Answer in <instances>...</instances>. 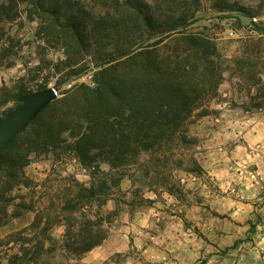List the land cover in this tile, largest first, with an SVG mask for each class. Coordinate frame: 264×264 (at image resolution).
<instances>
[{
    "label": "trees",
    "instance_id": "16d2710c",
    "mask_svg": "<svg viewBox=\"0 0 264 264\" xmlns=\"http://www.w3.org/2000/svg\"><path fill=\"white\" fill-rule=\"evenodd\" d=\"M110 1H93L105 13L93 17L91 26L81 19L90 16L87 11L71 0H47V7L46 0H0V21H15L25 3L28 17L36 15L40 21V33L61 29L67 79L89 69L90 51L95 47L98 55L105 50L106 43L119 35L118 26L149 31L136 43L125 42L114 53L97 56L92 64L97 70L95 87L77 84L62 92L22 138L14 137L0 153V227L22 212L35 213L27 228L0 239V247H7L6 259L0 251V264H56L57 257L79 259L100 245L106 238L104 219L91 212L92 206L104 205L130 171L140 173L137 180L131 176L133 185L174 194L178 186L172 172L161 169L168 171L170 161L180 166L183 159L166 144L190 140L186 126L192 118L209 113L225 70L236 75L239 85L255 91L257 96H246L245 106L264 108V72L255 71L258 63L264 68L258 47L252 48L248 61L237 56L231 60L234 66L226 67L214 42L184 31L196 13L187 0ZM90 31H102L107 39L93 37L88 42ZM168 39L173 42L169 52L163 51ZM49 153L55 162L63 156L73 158L91 180L83 184L71 179L68 188L56 195V204L49 202L47 210H36L31 195L26 202V195L14 192L32 183L24 173L31 158ZM141 154L149 158L148 165H140ZM102 164L107 172L101 171ZM56 223L65 227L60 240L49 234Z\"/></svg>",
    "mask_w": 264,
    "mask_h": 264
},
{
    "label": "rangeland",
    "instance_id": "374dc122",
    "mask_svg": "<svg viewBox=\"0 0 264 264\" xmlns=\"http://www.w3.org/2000/svg\"><path fill=\"white\" fill-rule=\"evenodd\" d=\"M71 1L90 15L81 16L84 24L92 26L93 17L105 13L101 5L93 4L99 0ZM132 1L151 4L153 0ZM187 2L196 13L184 31L202 34L214 42L226 67H233L231 60L237 56L252 57L251 50L257 47L264 54V0ZM26 10L23 3L15 21H0V120L21 105L22 96L56 88L59 98L77 84L95 87L97 70L92 64L97 56L114 53L125 42L136 43L141 35L149 34L143 27L118 26L114 42L108 41L98 55L95 47L90 51L89 69L67 79L64 34L59 28L40 33L39 19L36 15L29 18ZM236 14L256 22L246 25ZM87 36L88 42L93 37L107 39L102 31H90ZM166 45L163 51L169 52L173 42L168 39ZM260 67L263 65L258 63L255 71L264 72ZM239 83L231 70H225L216 97L208 105L209 113L187 124L185 133L190 140L166 144L183 159L180 166L170 161L168 171L161 169L172 172L178 186L174 194L133 185L131 176L137 180L140 173L130 171L111 190L104 205L92 206L91 212H99L104 219L105 240L79 259L57 257L56 264H264V108L245 106L246 96L257 95ZM24 131L17 136H23ZM148 159L141 154L140 165H148ZM56 161L50 153L32 157L24 168L32 183L14 192L26 195V202L31 195L36 210H47L49 202L56 204V195L68 188L71 179L83 184L91 180L73 158L63 156ZM107 170L102 164L101 171ZM34 219V212H22L0 227V239L27 228ZM64 230V225L56 223L49 234L60 240ZM5 248L0 247L3 257Z\"/></svg>",
    "mask_w": 264,
    "mask_h": 264
},
{
    "label": "water",
    "instance_id": "95a60500",
    "mask_svg": "<svg viewBox=\"0 0 264 264\" xmlns=\"http://www.w3.org/2000/svg\"><path fill=\"white\" fill-rule=\"evenodd\" d=\"M244 24L250 18L244 14H236ZM58 89L49 88L41 92L20 97L21 105L0 120V153L11 143L13 138L24 131L38 114L56 99Z\"/></svg>",
    "mask_w": 264,
    "mask_h": 264
},
{
    "label": "built area",
    "instance_id": "2783aa9c",
    "mask_svg": "<svg viewBox=\"0 0 264 264\" xmlns=\"http://www.w3.org/2000/svg\"><path fill=\"white\" fill-rule=\"evenodd\" d=\"M254 22H256L255 18H250V23L253 24ZM230 34H232V32H230Z\"/></svg>",
    "mask_w": 264,
    "mask_h": 264
}]
</instances>
